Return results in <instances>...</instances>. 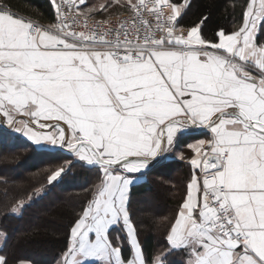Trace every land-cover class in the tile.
<instances>
[{
  "label": "snow or ice",
  "instance_id": "1",
  "mask_svg": "<svg viewBox=\"0 0 264 264\" xmlns=\"http://www.w3.org/2000/svg\"><path fill=\"white\" fill-rule=\"evenodd\" d=\"M53 6L56 22L45 28L0 5V127L25 138L23 148L66 149L97 170L57 264H168L174 254L184 264H264V43L256 42L264 0H247L242 22L230 34L218 31V42L202 35L203 20L179 26L190 0H127L131 19L113 39L111 29H72L73 11L85 29L90 18L75 0ZM190 127L211 134L188 145L200 173L187 184L165 250L149 262L131 221L130 188ZM42 193L43 186L19 198L11 213ZM116 228L131 258L121 237L113 242Z\"/></svg>",
  "mask_w": 264,
  "mask_h": 264
},
{
  "label": "trees",
  "instance_id": "2",
  "mask_svg": "<svg viewBox=\"0 0 264 264\" xmlns=\"http://www.w3.org/2000/svg\"><path fill=\"white\" fill-rule=\"evenodd\" d=\"M246 3L247 0H190V7L179 18V26L187 28L203 20L202 35L218 42L215 35L218 31L230 34L242 22ZM0 5H8L14 13L39 22L54 20L53 0H0ZM75 7L90 18H105L102 20L128 12L127 0H85L84 4L75 0ZM89 8L94 11L88 13ZM256 42L264 43V32H258ZM204 137L201 132L178 134L171 153L173 158L153 166L144 175V181L130 188L131 221L149 262L165 250L170 223L186 197L192 175L198 173L188 162L194 155L188 145ZM27 143L19 134L0 128V236L5 237L0 256L8 264H57L66 249L71 227L92 198L94 185L99 183L98 174L95 168L82 166L83 162L66 150L33 151L31 147H21ZM182 153L189 155L188 159L174 157ZM66 160L72 163L63 179L53 186L47 185V176ZM11 169H15L17 177H9ZM41 186L40 197H34L21 212L11 213L19 198H26ZM142 198L146 208L139 209L137 202ZM117 232L113 229L110 233L114 243ZM121 240L123 257L128 259L130 248L124 238ZM171 260L168 264H179Z\"/></svg>",
  "mask_w": 264,
  "mask_h": 264
},
{
  "label": "built area",
  "instance_id": "3",
  "mask_svg": "<svg viewBox=\"0 0 264 264\" xmlns=\"http://www.w3.org/2000/svg\"><path fill=\"white\" fill-rule=\"evenodd\" d=\"M61 2H62V0H56V3H61ZM75 9H76V7H75ZM65 11H68V9L65 8ZM72 15L74 16L75 20L78 21V23L71 25V27L74 31H90L92 28H95L97 31L111 29L112 32L109 35V39H113L115 37V31L117 30V28L121 22H126V21H129L131 19V15L129 12L122 14L120 16H117V17H112V18L106 19V20L89 18L86 21L88 28L85 29L83 27V24L85 23L84 16L83 15H76L75 11H73ZM149 19H151V18L149 17ZM33 21L42 25L45 28H48L50 24L56 22V10H55L53 22L43 23V22H39L36 20H33ZM104 21H107V24L103 23Z\"/></svg>",
  "mask_w": 264,
  "mask_h": 264
},
{
  "label": "crops",
  "instance_id": "4",
  "mask_svg": "<svg viewBox=\"0 0 264 264\" xmlns=\"http://www.w3.org/2000/svg\"><path fill=\"white\" fill-rule=\"evenodd\" d=\"M16 14V13H15ZM18 15V14H17ZM21 16V15H20ZM24 17V16H23ZM26 18V17H25ZM24 119H27V118H24ZM42 123H49V122H52V123H56L55 121H41ZM61 126L62 127H66V126H64L62 123H61ZM0 128H5V129H7V130H9V131H11V129H9V128H7V126H3V127H0ZM199 129H201V130H199ZM48 131H51V129H49ZM194 132H201V133H203L204 135H205V137L204 138H201V139H204V140H207V139H209L210 138V132L208 131V130H206V129H203V128H196V127H190V128H188V129H186L184 132H182V133H186V134H189V133H194ZM16 134V133H15ZM201 139H199V140H201ZM199 140H197V141H195V142H193V143H198L199 142ZM192 144V143H191ZM50 146H45V148H49ZM205 148H207V145H205ZM67 151V150H66ZM195 155V154H194ZM196 170H198V175H199V173H200V170L199 169H196ZM130 176L131 175H137V174H129ZM145 180V177L144 176H142L140 179H137L136 180V182L134 183V184H138V183H140V182H142V181H144ZM133 184V185H134ZM201 186H202V178H201ZM186 196H187V194H186ZM186 198V197H185ZM116 230L118 231L117 233H116V235H115V239H116V237L117 236H119V237H121V239L122 238H124V240H125V242L127 243V240H126V238H125V233L123 232V231H121L119 228H116ZM4 239H5V237L4 236H0V247L3 245V243H4ZM138 241H139V239H138ZM139 243L141 244V242L139 241ZM127 245H128V243H127ZM129 246V245H128ZM141 247H142V245H141ZM129 248H130V246H129ZM143 251V250H142ZM130 258H131V256H130ZM173 258V260L175 261V262H178L179 264H184V258L181 256V255H179V254H174V255H169L168 256V261L170 260V259H172ZM173 260H171V261H173Z\"/></svg>",
  "mask_w": 264,
  "mask_h": 264
},
{
  "label": "rangeland",
  "instance_id": "5",
  "mask_svg": "<svg viewBox=\"0 0 264 264\" xmlns=\"http://www.w3.org/2000/svg\"><path fill=\"white\" fill-rule=\"evenodd\" d=\"M133 2H134V0H133ZM112 17H115V16H111V17H108L107 19H109V18H112ZM101 19V18H100ZM102 19H105V18H102ZM10 132H12V131H10ZM13 133V132H12ZM13 134H15V133H13ZM15 135H18L17 133L15 134ZM22 137V136H21ZM23 138V137H22ZM25 139V138H24ZM189 148V147H188ZM190 149V148H189ZM172 151H174V149H172ZM172 151L171 152H168V153H164L163 154V156L164 157H167L168 159H172L173 157H172ZM181 155H183L184 156V159H188L187 158V156H189V155H187V154H185V153H182V154H174V157L176 158V159H181L180 158V156ZM195 155H193L191 158H193ZM164 160H167V159H164ZM21 170H23V169H21ZM9 177H17L18 176V174H17V172L15 171V169H11V171L9 172ZM137 175H139V174H137ZM143 200V198L142 199H140V200H138V202H137V206H138V208L139 209H144V208H146V206H143V204H144V202L142 201ZM143 214H140V216H142ZM152 218V217H151Z\"/></svg>",
  "mask_w": 264,
  "mask_h": 264
},
{
  "label": "water",
  "instance_id": "6",
  "mask_svg": "<svg viewBox=\"0 0 264 264\" xmlns=\"http://www.w3.org/2000/svg\"><path fill=\"white\" fill-rule=\"evenodd\" d=\"M49 123H52V122H49ZM199 130H201V129H199ZM56 150L65 151L66 149H59V148H56Z\"/></svg>",
  "mask_w": 264,
  "mask_h": 264
}]
</instances>
